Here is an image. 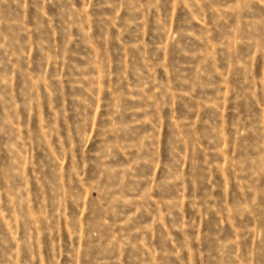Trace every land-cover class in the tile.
<instances>
[{"label":"rangeland","instance_id":"obj_1","mask_svg":"<svg viewBox=\"0 0 264 264\" xmlns=\"http://www.w3.org/2000/svg\"><path fill=\"white\" fill-rule=\"evenodd\" d=\"M0 264H264V0H0Z\"/></svg>","mask_w":264,"mask_h":264}]
</instances>
